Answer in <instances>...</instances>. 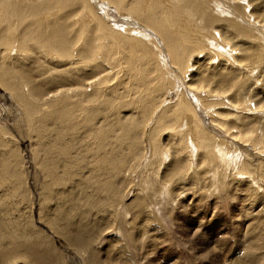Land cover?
<instances>
[{
	"label": "rangeland",
	"instance_id": "374dc122",
	"mask_svg": "<svg viewBox=\"0 0 264 264\" xmlns=\"http://www.w3.org/2000/svg\"><path fill=\"white\" fill-rule=\"evenodd\" d=\"M226 1L0 0V264H264V0Z\"/></svg>",
	"mask_w": 264,
	"mask_h": 264
},
{
	"label": "bare ground",
	"instance_id": "6f19581e",
	"mask_svg": "<svg viewBox=\"0 0 264 264\" xmlns=\"http://www.w3.org/2000/svg\"><path fill=\"white\" fill-rule=\"evenodd\" d=\"M112 3H114V0H110ZM163 1V0H162ZM178 1V0H171V2L174 4L175 3V5H174V8L172 7H170V8H166L163 4H161V6H157L158 8H159V13L160 14H158V13H156V18H154L155 16H154V14L152 13V18L150 17V18H147L150 22H151V24H154V26L157 28V31H158V33L160 34V36L161 37H165L166 36V33H165V29H162V28H160V25H161V23H163V22H168V23H170V24H172V16H171V13L173 14V13H175V14H177V13H180V8H179V5L177 6V4H176V2ZM226 1V0H225ZM232 1H235V2H238V3H240V2H245L246 0H232ZM232 1H229V2H232ZM95 2V1H94ZM100 2H101V0H100ZM160 2V1H159ZM180 2H181V0H180ZM213 2H214V0H213ZM227 2V1H226ZM219 3H221V2H219ZM224 4H225V2H223ZM99 4V3H98ZM154 4H157V2L156 3H154ZM187 4V3H186ZM7 5V3H5V2H2V3H0V11L1 10H3L4 8H5V6ZM142 5V4H141ZM153 5V4H152ZM216 5V4H215ZM230 5V4H229ZM264 5V4H263ZM164 6V7H163ZM232 6V5H231ZM81 7L82 8H86V9H88V10H90L89 8H90V5H89V2H86V0H83V3H82V5H81ZM110 7H112V6H110V5H108V4H105L104 3V1H102V3L99 5V8H100V11L105 15V16H108V11H111V9H110ZM142 7V6H141ZM176 7V8H175ZM208 7V6H207ZM38 8H39V6H38ZM219 8V7H218ZM226 8V7H225ZM234 8V7H233ZM198 9H200V7H198ZM37 10V9H36ZM84 10V9H83ZM130 10V12H134L135 10L132 8V9H129ZM219 11V10H218ZM226 11V10H225ZM189 12V11H188ZM199 12H200V10H199ZM227 12V11H226ZM241 12V11H240ZM228 13V12H227ZM226 13V14H227ZM16 14V13H15ZM35 14V13H34ZM133 14V13H132ZM190 14V15H189ZM189 16L186 18L189 22H191L190 20L191 19H189V18H191V16H193L194 14L192 13V12H189ZM235 15V14H234ZM238 15V14H237ZM197 16H198V14H197ZM196 16V17H197ZM211 15H208L206 18V25L207 26H211V25H213V24H215V23H217V22H219V21H217L215 18H211L210 17ZM236 16V15H235ZM238 17V16H237ZM132 19V18H131ZM135 19V18H134ZM238 19V18H237ZM223 20H224V18H223ZM146 22H147V20H146ZM201 22V21H200ZM148 23V22H147ZM229 23V22H228ZM191 24V23H190ZM193 24V23H192ZM203 24V23H202ZM163 25V24H162ZM236 25V24H235ZM241 25V24H240ZM190 26V25H189ZM163 27V26H162ZM261 27H263V26H261ZM143 28V27H142ZM156 28L154 29V30H156ZM195 28V27H194ZM236 29H234V30H237L238 32H244V30L243 29H240V28H238V27H235ZM148 29V28H147ZM179 29V28H178ZM145 31H146V28L144 29ZM150 30V29H149ZM217 30V29H216ZM263 30H264V27H263ZM173 31V30H172ZM140 32V31H139ZM150 32V31H149ZM155 34V33H154ZM174 34V33H173ZM143 37H145V38H150L151 39V37L153 36V35H151L150 33H144V34H141ZM185 35V34H184ZM144 38V39H145ZM156 38H158V37H156ZM213 38V37H212ZM221 38V39H220ZM218 37V39L217 40H215V39H213V40H211L210 41V47H216L217 45H221L223 42H224V44H223V49H224V52L226 53V55L228 54V57L230 58V61L232 60V61H235V58H234V56H231L230 54V51H229V49H228V51L226 50V47H231V48H233V49H235V50H237L236 48H234V47H232L231 45H230V42L229 41H227V42H225L224 41V39L223 38H225L224 37V35H222L221 37ZM169 40V39H168ZM207 41H209V40H207ZM206 41V42H207ZM158 42V41H157ZM165 43L168 45V47H170L169 48V50H168V54H167V56L169 57V58H167V56H166V58L169 60V62L170 63H172V64H174V65H176V66H180V63H179V57L177 56V51H178V48H177V46L175 45V44H173L172 45V41H165ZM207 44V43H206ZM160 45V44H159ZM226 46V47H225ZM161 48V47H160ZM230 48V49H231ZM216 49V48H215ZM232 52H233V50H231ZM57 52L60 54V56L61 57H64V58H69L68 57V50H67V48L65 47V45L64 46H62L61 48H58L57 49ZM185 52V51H184ZM214 52V51H213ZM220 52H222V51H220ZM237 52V51H236ZM79 54H80V52H79ZM199 54V53H198ZM222 54V53H221ZM166 55V54H165ZM201 55V54H200ZM158 56V55H157ZM263 56V55H262ZM227 57V56H226ZM161 58H162V60L161 61H163V63H165V60H164V58L162 57V55H161ZM165 58V59H166ZM166 59V60H167ZM167 60V61H168ZM213 60H214V58H213ZM231 61V62H232ZM212 62V61H211ZM214 62V61H213ZM168 63V62H167ZM228 63V62H227ZM168 65V64H167ZM170 66V65H169ZM246 71V70H245ZM180 73V74H179ZM171 74V73H170ZM181 74H184V70H182V69H180V71H178V75H181ZM167 75V74H166ZM176 76V75H175ZM185 76V75H184ZM183 76V77H184ZM2 80V79H1ZM4 80H5V77H4ZM3 80V81H4ZM6 81H7V79H6ZM104 83L105 82H102L101 80L99 81V82H97V85L99 86V87H102V86H104ZM98 89V88H97ZM198 88H195L194 90L195 91H198L197 90ZM209 92V91H208ZM96 93H98V90H97V92ZM202 93V92H201ZM190 97H191V100H193L194 99V103H196L197 104V102L198 101H200L199 100V96L198 97H195V95L194 94H192V93H190V92H188L187 93ZM197 94V93H196ZM96 96H97V94H95ZM206 95V94H205ZM96 96H94V97H96ZM202 96V95H201ZM184 101V100H183ZM183 103V102H182ZM184 103H186V102H184ZM188 103V102H187ZM186 103V104H187ZM189 104V103H188ZM185 105L186 106V109L185 110H183V108H181V110H183V111H185V113H187V115H190V116H192V118H193V120H194V122H195V126H196V130H197V126H199L198 125V123H200L199 122V120H198V117L196 116V114H197V108H194V106H193V104H189V105ZM201 104V103H200ZM198 105V104H197ZM199 108V107H198ZM264 108V106H259V107H257V111H261V109H263ZM69 110L72 112V113H76V111H75V109H74V106H70L69 107ZM77 110V109H76ZM67 111V109L65 110V112ZM96 110H92V112L90 113V114H88L89 115V117H86V121H91V120H94L95 118H96V113L98 112V111H96ZM77 112H78V110H77ZM214 129H217L215 126H214ZM199 130V129H198ZM197 130V131H198ZM199 134H201V133H199ZM203 134V133H202ZM198 135V134H197ZM204 136V135H203ZM256 136V135H255ZM199 139H202L203 140V137H199ZM247 140H253L252 141V150H254V151H256V154H264L263 153V151H264V144H263V139L261 138V136H259V137H257L256 139H252L251 137L249 138L248 137V139ZM200 143V142H199ZM246 143V142H245ZM245 145V144H244ZM203 148V147H202ZM214 148H215V150L218 152V154H219V157L221 158V160H224V158L228 155V154H226V151H224L223 152V148H220V146L219 145H217V144H215V146H214ZM212 150V149H211ZM215 152V151H214ZM258 152V153H257ZM212 153H213V150H212ZM232 155V154H231ZM213 157V156H212ZM218 157V156H217ZM214 159H215V157H213ZM213 163H214V161H212ZM215 176V175H214ZM149 186V185H148ZM77 240V239H76ZM75 240V242H77ZM74 243V242H73ZM79 243V242H78ZM80 244L81 245H79V246H82V244H83V240L82 241H80ZM37 247V246H36ZM49 247V246H48ZM25 251H28V255L27 256H30V258L33 260V263H35V264H51V263H49V261L45 258L44 259V257L40 254V252L39 251H37V250H33L32 248H31V246H27V248H25ZM41 256H42V258H41Z\"/></svg>",
	"mask_w": 264,
	"mask_h": 264
}]
</instances>
